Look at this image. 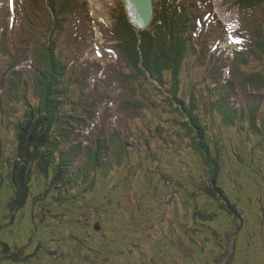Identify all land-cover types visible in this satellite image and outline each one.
Masks as SVG:
<instances>
[{
  "label": "trees",
  "instance_id": "1",
  "mask_svg": "<svg viewBox=\"0 0 264 264\" xmlns=\"http://www.w3.org/2000/svg\"><path fill=\"white\" fill-rule=\"evenodd\" d=\"M222 1L225 12L222 16L232 17L226 26L227 31L236 37L230 57H225L224 51L211 49L213 39L219 42L224 37L223 25L219 20L209 22L204 18L212 14L213 0H156L149 28L139 33L127 21L122 6H114L107 13L108 18L103 22L105 31L100 36L109 45L118 67V70L110 72V77L121 87L118 92L114 89L113 95L117 93L116 103L113 100L110 106V95L101 99L91 97L94 93L90 89L97 87V82L92 80L90 83V79L83 75L78 77L74 73L77 54L83 44L91 41V19L87 15L89 4L82 0H20L18 9L15 10L20 31L11 45H8L9 40L0 43V57L4 62L12 58V46H22L21 54L8 61L10 69L7 70V66L0 69L7 70L0 79V104L6 86L18 79L22 83L18 106L23 109L21 119L15 120V116L20 117L16 107L12 108V112L4 109V116L0 110V115L12 125L9 138L0 139V155H5L2 160L0 158V264H65L69 257L72 264H75L74 258L70 256V236L83 229L88 239L102 238L103 231L95 235L89 234L90 231L86 232V219H93L88 213L90 206L83 205L81 200L77 207L71 204L78 198H83L82 191L94 187L92 183L97 173H102L106 178L107 174H110V178L116 175V149L132 165L135 164L132 157L143 161L139 151L134 150L127 142L128 139L116 138L123 137V127L128 129L131 121L134 124L141 110L148 109L147 105L155 106L145 96L142 97L145 103L138 104L137 101L126 98L123 90L135 84L122 72L127 66L139 73L146 72L144 78H156L159 85H166L162 75L169 74V89L165 93L169 101L172 98L178 105L175 110L185 117L182 126L192 140L190 149L193 151L188 157H195L194 160L204 166L202 169L195 168L201 174H197L189 184L186 182L184 187H179L183 190L179 193L183 204L180 210L185 214L184 224H192L193 230L202 233L206 244L211 245L212 249H222L221 243L225 241V248L222 252L216 251V258L210 263H205L203 258L200 263L232 262L233 259L229 256L234 252L235 239L247 220L240 209H237L225 187L232 183L237 194L238 190L242 191L243 183L233 180L231 175L235 172L241 175L244 170L239 165L245 166L246 159L249 161L250 157L245 158V153H248L245 144L241 145L236 155L232 153V145H224L229 148L233 157L228 149H222L217 142L207 143L206 126L203 122H207L208 117L204 108L209 117L212 115L216 120V115L220 113L225 121L226 118H233L234 113L244 111L240 104L234 105L232 100L237 90L248 88L255 94L264 95V0ZM233 10L235 13L232 16ZM211 17L216 19L214 15ZM93 23L97 29L100 28L99 21ZM4 24L7 29L8 22ZM65 43L69 48L66 54L60 49L61 44ZM251 62L256 64L253 66L258 71L247 73L243 67H248ZM21 66L24 68L15 70ZM225 68L228 70V90L222 92L216 87H219L218 81L225 74ZM183 72L188 77V84L198 81V73L197 76L204 85L195 90L199 102L191 95L187 102L175 97ZM91 75L93 79H97L96 72ZM102 76L108 78L109 74L103 73ZM139 77H143V74L136 77L137 81ZM183 83L184 79H181V85ZM139 91L143 92L141 82ZM166 111L173 113L171 109ZM111 116L117 117L118 122H113ZM209 120L212 122V117ZM241 120L244 121L243 118ZM249 122L251 128L260 131L261 126L255 125V116ZM262 127L264 128L263 125ZM1 128H7L5 120L4 123L3 120L0 121ZM240 128L245 131L241 137H249L254 144H260L257 137L253 139L246 132L249 130L246 125ZM261 131L264 133V130ZM132 134L136 142L141 143L136 132ZM145 141L149 148V142ZM112 142L116 143L112 155H108L105 148L101 152V147H110ZM220 149L224 151V159L221 158ZM236 149L238 148L235 147ZM151 152V156L144 154L147 159L159 161V156ZM138 164L142 166V163ZM89 165L95 167L91 178L90 171L87 170ZM153 170L146 169L148 172ZM223 173L226 175L224 178ZM175 183L180 185L177 181ZM194 187L198 191L192 189ZM7 189L11 192L5 201L2 200V194ZM171 195L173 198H169L170 200L176 198V194ZM198 195L202 197L201 200L196 199ZM260 197L264 199V192L260 193ZM202 200L205 201L200 203ZM82 207L85 209L79 211ZM260 209L259 216L255 213L254 217H249L257 223L248 236H252L254 232L257 244L252 250L261 253L264 249V206ZM35 211L43 216L47 214L50 218V223H47L50 226L45 224L44 227L49 228L45 235L52 236V247L46 248V242L40 239L33 252H30L33 247L32 239L23 246H11L3 240L2 234L6 226L9 234L12 233L18 219L20 222L27 216L34 217ZM57 216L60 219L57 220ZM178 216L181 223L182 214ZM52 219L59 222L60 226V221L63 220L65 227L53 230L57 223ZM101 219L103 218L100 216L93 223L92 234L96 223L102 229ZM248 222L250 228H253L254 222ZM85 240L82 242H86ZM247 240L248 237V244ZM62 242L67 244L68 250L63 248ZM190 243L197 244L194 240ZM200 248L205 254L203 248ZM42 250H45V255L40 257L39 251Z\"/></svg>",
  "mask_w": 264,
  "mask_h": 264
},
{
  "label": "rangeland",
  "instance_id": "2",
  "mask_svg": "<svg viewBox=\"0 0 264 264\" xmlns=\"http://www.w3.org/2000/svg\"><path fill=\"white\" fill-rule=\"evenodd\" d=\"M94 1H96V4H94ZM112 1L116 3L118 0ZM11 2L13 7L16 4L15 0H11ZM109 2V0H89L90 6L96 12L101 11V13L104 11L103 5ZM215 7L216 13L222 14L220 0H216ZM95 11L92 12L93 17H96ZM12 29L16 32L18 29L17 25H14ZM8 39L9 37L6 40ZM61 47L64 50L63 52H65V45L62 44ZM13 58L15 56L11 59ZM11 59L4 62L3 58L0 57V68L4 65L8 67L7 70L10 69L8 61ZM253 65L256 64L251 62L249 67ZM23 68L21 66L15 68V70ZM243 70L250 73L256 69L245 66ZM3 74V71H0V79ZM167 76L168 74H164L165 78ZM181 79H184V83L181 85V80L179 81L180 85L178 86V92L175 94V97L187 102L188 96L191 95L196 97V102H199L197 100L198 96L195 94V90L200 88L199 81H195L196 83L194 84H188V77L184 72L182 73ZM141 84L143 89L146 90L144 96L158 108L143 111L142 118L137 117L134 120L133 129L128 130L123 127L121 132V134L123 133V137L116 138H120L121 140L123 138L128 139L127 142L131 144L130 146L134 150L139 151L143 161L132 157V162L135 164H130L128 158H125L124 154L119 149H116L115 142H112L110 147L100 148L101 152L105 148L108 155H112L113 150L116 149L114 153V156L117 157L115 164L118 167L116 169V175L110 178V174H107L108 178H106L102 173H97L92 183L94 187L82 191L83 198H78L71 205L77 207L81 200L83 205L90 206L88 213L91 214V218L93 219H86V232L90 231L89 234L95 235V233L98 234L103 231L104 234L102 238L91 240L86 237L83 229H79L80 231L75 232L69 238L71 240L69 244L72 248L70 256L74 258L75 264H203L200 263L203 258H205V263H210L213 258L217 257L215 255L216 251H223L225 241L221 243L222 249H212L211 245L206 244L202 233L195 231V229L193 230L192 224H184L185 214L180 210V207L183 205L180 199V193L183 190L179 187H184L186 182L189 184L197 174H201L200 171L194 170L195 168L202 169L204 166L195 161V157H188L193 151L190 149L192 140L189 139L186 129L182 126L185 117L175 110L177 105L173 102L172 98L170 102L161 92V90L169 89L168 80L165 81L166 85L157 86L145 80H142ZM21 86L22 83L18 79H14L12 84L6 86L0 104V110H2L3 116L6 114L4 109L12 112V108L16 107L20 112V117L15 116L14 120L17 118L21 119L23 109L18 106ZM155 86L160 90H155ZM219 89L222 92L226 91L223 87ZM162 108L171 109L174 113ZM204 109L208 117L207 122H203L204 126H206L207 143L212 144L213 142H217L219 147L221 146L222 149L228 150L229 148L224 145L230 144L233 148L232 153L235 155L238 153L241 145L244 146L245 144V150L248 152L245 153L247 156L245 158L250 157L249 161L246 159L247 164L245 166L239 165V168L244 170L241 175H238L236 172L231 175L233 180L243 183L242 191L239 192L238 190L237 194L236 188H232V183L225 187L235 206L237 209H240L239 211L244 217L246 216L247 220L236 239L234 238L236 245L234 252L229 256L230 259H233L230 264H264V249L261 250V253L260 251L252 250L253 246L257 244V238L253 235L254 232H252V236H248L251 231H254L257 223L254 219H249V217H254L255 213L259 216L261 213L260 208L264 206V199L260 197V193L262 194L264 192V136L261 134L262 127L260 132L258 131L259 129L257 130V128L255 129L251 128V125L249 126L250 118H253L255 115L254 110L243 109L244 121L236 115L233 117L240 125L247 126V130H249L246 132L253 139L255 137L259 139L260 144L256 145L249 140V137H241L245 133L244 130H238L237 126L229 125L223 118H215L216 120H214V117L211 115L210 117H212L213 121L210 122L209 113L206 111V108ZM114 118L115 116H111V119ZM2 120L3 123L5 120L7 128L0 129V139L9 138V129H12V125L8 123L5 117L0 115V121ZM211 123L216 125L212 126ZM156 130L161 132L160 135L163 139L158 137L155 132ZM132 131L137 133L141 143H136L133 140L134 136L132 135ZM145 140L149 142V148ZM235 147L238 149L235 150ZM151 151H153L154 155L157 154L159 156V161L156 162L154 158L147 159L144 154L151 156ZM229 153H231L230 150ZM232 153L231 156L234 157ZM220 154L222 155L221 158L224 159L226 157L224 156V151L222 152L221 149ZM3 157L5 155H0L1 160ZM139 162L142 163V166L138 164ZM147 168L154 170L148 172L146 171ZM94 169L95 167L93 165H89L87 168L90 171V178ZM259 169L262 171L259 172ZM227 170L229 171V169ZM154 172H158L159 174ZM225 176V173H223V178ZM174 180L179 182L180 185L177 186ZM192 189L198 191L195 187ZM10 192V189L5 190L2 194V200L6 201ZM171 193L176 194L175 199H169L173 198ZM201 196L198 195L196 199L201 200ZM203 201L205 200L200 201V203ZM62 207L66 208V206ZM84 209L85 207L79 208V211H83ZM35 214L36 216H27L20 222L18 219L10 234L6 226L2 234L3 240L11 244V246L12 244L14 246H23L24 243L32 239L33 247L30 248V252H33L32 250L36 248L40 239L46 242V248L52 247V236L45 235L49 231L46 229L49 228L44 227L45 224L50 223L49 216L47 214L43 216L39 211H35ZM178 214H182L183 220L181 223ZM100 216L104 219H101L103 227L99 231L95 230L94 234H92V225L98 221ZM55 218L57 220L60 219L59 216ZM52 220L57 223L55 219ZM249 220L254 222L252 223L253 228H250ZM60 222L61 226L65 227L66 223L63 220ZM58 223L53 226V230H62V227ZM46 226H50V224ZM181 226L183 227L181 228ZM262 230L264 232V226ZM247 237L248 244L246 243ZM83 239H86V242L83 243ZM192 240L197 244L192 245L190 243ZM57 241L60 240L57 239ZM61 244L65 250H68L65 242ZM200 246L205 251V254ZM44 251H39L41 253V255L39 254L40 257L45 255ZM69 259L66 260L65 264H72L71 259Z\"/></svg>",
  "mask_w": 264,
  "mask_h": 264
},
{
  "label": "water",
  "instance_id": "3",
  "mask_svg": "<svg viewBox=\"0 0 264 264\" xmlns=\"http://www.w3.org/2000/svg\"><path fill=\"white\" fill-rule=\"evenodd\" d=\"M127 18L138 31L145 30L153 18V0H122ZM99 231L98 224L94 228Z\"/></svg>",
  "mask_w": 264,
  "mask_h": 264
},
{
  "label": "bare ground",
  "instance_id": "4",
  "mask_svg": "<svg viewBox=\"0 0 264 264\" xmlns=\"http://www.w3.org/2000/svg\"><path fill=\"white\" fill-rule=\"evenodd\" d=\"M96 4V2H94Z\"/></svg>",
  "mask_w": 264,
  "mask_h": 264
}]
</instances>
